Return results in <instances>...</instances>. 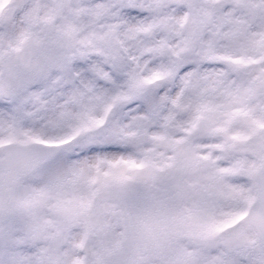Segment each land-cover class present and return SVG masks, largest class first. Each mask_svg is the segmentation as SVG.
I'll list each match as a JSON object with an SVG mask.
<instances>
[{
  "label": "snow or ice",
  "instance_id": "obj_1",
  "mask_svg": "<svg viewBox=\"0 0 264 264\" xmlns=\"http://www.w3.org/2000/svg\"><path fill=\"white\" fill-rule=\"evenodd\" d=\"M25 103L110 116L60 159L152 135L190 153L213 229L251 207L260 233L225 235L204 264H264V0H0V111ZM0 264L84 262L21 222L0 224Z\"/></svg>",
  "mask_w": 264,
  "mask_h": 264
},
{
  "label": "rangeland",
  "instance_id": "obj_2",
  "mask_svg": "<svg viewBox=\"0 0 264 264\" xmlns=\"http://www.w3.org/2000/svg\"><path fill=\"white\" fill-rule=\"evenodd\" d=\"M109 120L108 114L86 115L75 104L42 110L25 103L11 112L0 111V144L69 140L58 158L22 183L15 198L18 211L0 224L23 222L37 236H62L74 244L78 258L87 264L102 252L118 248L122 236L120 206L114 201L96 202L95 192L132 184L152 195L157 221L177 236L166 259L146 256L135 264H204L205 256L223 242L222 237L233 232L239 233L233 242H253L255 232L241 231L245 228L240 216L221 230L213 229L214 210L206 199L203 173L190 153L177 154L159 135L142 142L134 137L127 142L106 141L100 146L111 144L120 151L72 161L60 159L84 137L107 127ZM60 209L74 212V219L62 220ZM91 231L101 235L98 242L88 241Z\"/></svg>",
  "mask_w": 264,
  "mask_h": 264
},
{
  "label": "water",
  "instance_id": "obj_3",
  "mask_svg": "<svg viewBox=\"0 0 264 264\" xmlns=\"http://www.w3.org/2000/svg\"><path fill=\"white\" fill-rule=\"evenodd\" d=\"M59 153L54 146H39L35 144H8L0 148V155L5 157L0 161V218L9 217L15 211L14 195L20 182L39 169ZM97 199L107 201L117 200L123 208L122 228L124 239L122 247L117 251H107L100 259L114 261L115 264H132L144 255L165 256L172 244L171 232L166 227H157L151 212L152 200L148 194L137 187H122L119 189H103ZM143 212L139 218L136 213ZM65 219L71 214L61 212ZM250 213L245 218L248 228L254 226L248 223ZM258 232V238L260 233ZM92 235L91 239L96 240ZM256 240V241H257Z\"/></svg>",
  "mask_w": 264,
  "mask_h": 264
}]
</instances>
